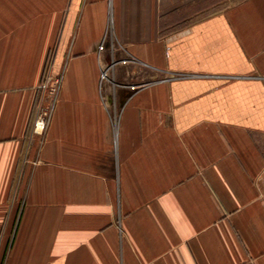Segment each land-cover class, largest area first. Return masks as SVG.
<instances>
[{"label": "crops", "instance_id": "0c3cea01", "mask_svg": "<svg viewBox=\"0 0 264 264\" xmlns=\"http://www.w3.org/2000/svg\"><path fill=\"white\" fill-rule=\"evenodd\" d=\"M198 1L0 0V264H264V0Z\"/></svg>", "mask_w": 264, "mask_h": 264}, {"label": "built area", "instance_id": "2783aa9c", "mask_svg": "<svg viewBox=\"0 0 264 264\" xmlns=\"http://www.w3.org/2000/svg\"><path fill=\"white\" fill-rule=\"evenodd\" d=\"M105 39L103 38L98 46L99 50L104 48ZM108 77V68H101L99 79L104 80ZM61 77L56 76L52 78V84L48 87L46 92L47 83H48V72L45 73L44 82L42 84V93L38 97V100L35 105L33 121L31 125V131L34 134H43L47 128V125L50 120L53 104L56 100L58 89L60 86ZM133 88V87H131ZM48 94V98L47 95Z\"/></svg>", "mask_w": 264, "mask_h": 264}, {"label": "rangeland", "instance_id": "374dc122", "mask_svg": "<svg viewBox=\"0 0 264 264\" xmlns=\"http://www.w3.org/2000/svg\"><path fill=\"white\" fill-rule=\"evenodd\" d=\"M234 1H237V0H199L196 4L192 5V9H190L189 14L195 12L196 10H198V12L201 14L203 13L207 14L209 12L216 11L217 9L222 8L224 5L228 3H233ZM51 84H52V79H49L47 83L46 92L48 90V87H50ZM46 95L48 98L47 93Z\"/></svg>", "mask_w": 264, "mask_h": 264}]
</instances>
